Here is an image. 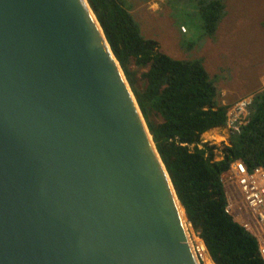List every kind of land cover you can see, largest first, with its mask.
Here are the masks:
<instances>
[{
    "label": "water",
    "instance_id": "obj_1",
    "mask_svg": "<svg viewBox=\"0 0 264 264\" xmlns=\"http://www.w3.org/2000/svg\"><path fill=\"white\" fill-rule=\"evenodd\" d=\"M188 221L89 1L0 0V264H198Z\"/></svg>",
    "mask_w": 264,
    "mask_h": 264
},
{
    "label": "trees",
    "instance_id": "obj_2",
    "mask_svg": "<svg viewBox=\"0 0 264 264\" xmlns=\"http://www.w3.org/2000/svg\"><path fill=\"white\" fill-rule=\"evenodd\" d=\"M137 99L143 117L189 222L216 264H264L256 238L225 212L222 175L236 160L264 168V89L252 96L249 122L230 137L231 146L202 142L225 127L233 106L202 59L178 60L143 35L128 0H88ZM207 36L227 16L226 0H198Z\"/></svg>",
    "mask_w": 264,
    "mask_h": 264
},
{
    "label": "rangeland",
    "instance_id": "obj_3",
    "mask_svg": "<svg viewBox=\"0 0 264 264\" xmlns=\"http://www.w3.org/2000/svg\"><path fill=\"white\" fill-rule=\"evenodd\" d=\"M128 2L143 35L163 53L178 60L204 61L221 100L233 105L231 110L264 89V0H226L228 14L214 37L206 34L198 0ZM220 133L222 140L206 133L201 141L216 146L221 158L231 146V134L227 126Z\"/></svg>",
    "mask_w": 264,
    "mask_h": 264
},
{
    "label": "built area",
    "instance_id": "obj_4",
    "mask_svg": "<svg viewBox=\"0 0 264 264\" xmlns=\"http://www.w3.org/2000/svg\"><path fill=\"white\" fill-rule=\"evenodd\" d=\"M183 31L186 29L183 28ZM251 98L241 101L234 109H230L226 126L231 135L240 133L248 124ZM222 182L227 200L225 212L256 238L264 261V168L249 169L247 164L239 159L223 173ZM187 228L197 263L216 264L202 232H197L189 221Z\"/></svg>",
    "mask_w": 264,
    "mask_h": 264
},
{
    "label": "bare ground",
    "instance_id": "obj_5",
    "mask_svg": "<svg viewBox=\"0 0 264 264\" xmlns=\"http://www.w3.org/2000/svg\"><path fill=\"white\" fill-rule=\"evenodd\" d=\"M220 130H221V127L220 128H214V129L208 131L207 133L210 132L212 136L216 137V138L213 137L214 140L223 139V137L221 136ZM181 211H182L183 216H184V210L182 209Z\"/></svg>",
    "mask_w": 264,
    "mask_h": 264
},
{
    "label": "crops",
    "instance_id": "obj_6",
    "mask_svg": "<svg viewBox=\"0 0 264 264\" xmlns=\"http://www.w3.org/2000/svg\"><path fill=\"white\" fill-rule=\"evenodd\" d=\"M217 128H219V127H217ZM222 128H224V127H222ZM210 133V132H209ZM224 139V138H223ZM222 140V139H221Z\"/></svg>",
    "mask_w": 264,
    "mask_h": 264
}]
</instances>
